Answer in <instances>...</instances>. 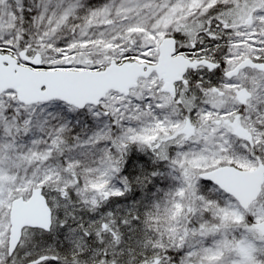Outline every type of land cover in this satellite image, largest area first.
Instances as JSON below:
<instances>
[{"label":"snow or ice","instance_id":"snow-or-ice-1","mask_svg":"<svg viewBox=\"0 0 264 264\" xmlns=\"http://www.w3.org/2000/svg\"><path fill=\"white\" fill-rule=\"evenodd\" d=\"M0 264H264V0H0Z\"/></svg>","mask_w":264,"mask_h":264}]
</instances>
